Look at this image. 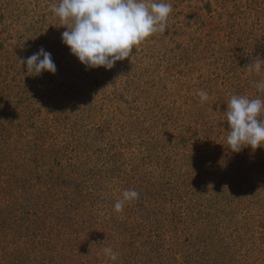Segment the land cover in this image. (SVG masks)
I'll return each mask as SVG.
<instances>
[{"label": "rangeland", "instance_id": "1", "mask_svg": "<svg viewBox=\"0 0 264 264\" xmlns=\"http://www.w3.org/2000/svg\"><path fill=\"white\" fill-rule=\"evenodd\" d=\"M164 2L105 70L62 43L59 0H0V264H264V148L231 152L222 115L264 99V0ZM41 48L54 75L19 61Z\"/></svg>", "mask_w": 264, "mask_h": 264}, {"label": "clouds", "instance_id": "2", "mask_svg": "<svg viewBox=\"0 0 264 264\" xmlns=\"http://www.w3.org/2000/svg\"><path fill=\"white\" fill-rule=\"evenodd\" d=\"M172 5L164 0H59L52 5V12L68 25L62 33V43L86 69L111 70L117 62L129 58L133 48L157 32H165ZM27 74L39 76L43 72L55 74L56 64L51 53L41 48L26 60ZM264 60L259 57L246 69L262 71ZM264 91V80L255 84ZM201 104L209 100L206 91L198 92ZM229 130L226 142L233 153L245 147L252 150L264 148V99H250L244 95H231L227 109L222 114ZM139 198L135 190H124L122 199L114 209L123 210L126 202ZM105 257L118 260L111 246L102 248Z\"/></svg>", "mask_w": 264, "mask_h": 264}]
</instances>
